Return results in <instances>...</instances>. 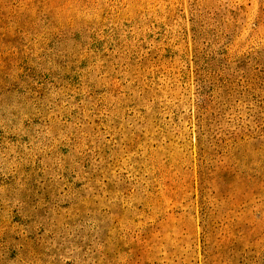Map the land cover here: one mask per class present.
Returning a JSON list of instances; mask_svg holds the SVG:
<instances>
[{"label": "rangeland", "instance_id": "1", "mask_svg": "<svg viewBox=\"0 0 264 264\" xmlns=\"http://www.w3.org/2000/svg\"><path fill=\"white\" fill-rule=\"evenodd\" d=\"M0 264H264V0H0Z\"/></svg>", "mask_w": 264, "mask_h": 264}]
</instances>
